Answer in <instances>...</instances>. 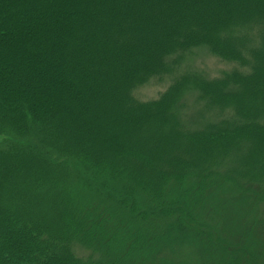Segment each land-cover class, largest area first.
<instances>
[{"label": "trees", "instance_id": "1", "mask_svg": "<svg viewBox=\"0 0 264 264\" xmlns=\"http://www.w3.org/2000/svg\"><path fill=\"white\" fill-rule=\"evenodd\" d=\"M150 1L142 3L148 5ZM172 1L167 9L169 14L183 2L187 15L190 6L200 4L199 0ZM247 5L248 0L244 3ZM217 7L194 8L196 15L189 21L181 18L175 27L163 25L160 28L154 10L150 15L144 14L127 5V0H0V264H109L104 261L108 257L135 253L137 249H108L114 246L112 241L116 247L125 242L114 232L118 227H110L109 233L104 231L109 227L106 218L111 213L100 208L103 202H110L112 207L115 204L118 213L128 212L136 218L135 215L142 217L143 213L131 208L135 206L131 203L152 197L160 203L162 213L159 214L169 216L170 224H176L173 228L195 230L205 208L204 205L197 216L201 195L212 185L216 186L217 181L212 178L219 173V158H215L219 149H230L233 143L244 142L241 134H246L250 136L251 147L255 148L252 152L264 154V119L260 120L264 116V91L261 94L251 88L246 92L245 101L252 103L246 108L241 106V113L246 114L251 105L250 109L263 105L254 110L253 115L242 116L249 119L246 128H234L230 124L223 127V121L219 125H210V122L201 125L202 112L198 110L189 120L196 128L185 132L180 125L171 127L172 131L162 134L159 141L148 147L153 154L151 158H159L157 160L181 153L183 146L190 148V153L195 152V159L189 162V165L195 163L197 169L191 182L181 183L163 171L147 176L155 179L152 186L145 174L139 175L128 168L131 162L127 159L141 155L135 149L131 151L134 144L138 149V143L127 142L143 131L157 133L161 127L153 128L159 124L154 123L156 117L161 118L163 124L169 123L165 113L171 108L166 107L182 97L178 88H171L174 100L162 97L156 110L146 113L144 109L140 113L143 104L135 101L134 92L152 73H164L168 58L174 56L178 48L186 50L203 43L225 58H240L242 67L251 68L252 75L237 77L256 87H264L263 38L256 49L247 48L244 55L243 44L238 43L239 48L232 46L209 28L192 29L198 22L204 27L203 21L209 26L212 20L220 18ZM247 7L242 9L245 16L252 13ZM253 13L259 19L255 20L253 14L249 18L263 25L262 9ZM185 26L190 30L181 35ZM211 34L215 35L211 37ZM115 41H120L121 45H116ZM142 50L150 54H142ZM197 88L204 96L202 100H206L209 95L219 93V81ZM240 92H235L237 99L241 97ZM237 99L234 98V102ZM100 132L105 133L103 137L98 135ZM189 137L193 138L190 140L192 148ZM101 140L108 148L106 154L95 149ZM104 157L114 160L108 166ZM223 157L225 163L227 160ZM117 160L123 161L121 168ZM210 164L218 168L209 167ZM227 169L231 167L225 166L224 175ZM185 172L189 177L188 171ZM244 172L233 168V180L246 176ZM78 178L89 186L80 187ZM29 179L32 185L27 186L35 197L32 203L24 198L25 181ZM252 185H247L236 200L257 195L262 199L264 189ZM227 203L234 206L235 198H229ZM260 227L261 223H246L243 234L233 243L219 238L216 231L213 237L205 235L202 242L208 251L207 263L251 264L253 251L248 237L252 229L254 233L261 231ZM205 229L210 231V228ZM127 230L132 234L138 232L135 227L126 226ZM78 239L91 250L104 249V263L77 258L71 245ZM138 239L141 241V237ZM235 245L250 249H235Z\"/></svg>", "mask_w": 264, "mask_h": 264}, {"label": "rangeland", "instance_id": "2", "mask_svg": "<svg viewBox=\"0 0 264 264\" xmlns=\"http://www.w3.org/2000/svg\"><path fill=\"white\" fill-rule=\"evenodd\" d=\"M142 1L143 0H127V5H131L133 9L142 11L147 15H150L154 10L159 19L160 28L163 25L167 28L170 26L175 27L181 18H187L189 21L191 17L196 15L193 10L194 8L202 7L205 10H208L210 6H218L217 10H219V15H221L220 18L212 20L209 23V26L206 21H203L204 23H202L204 24V27L198 22L192 29L197 31V28L200 30L201 28H203V30L209 28V31L219 33V39H226L230 42L229 44H232V46L239 48L240 46H238V43L243 44L242 48L244 49L241 50V52L244 55H246L247 48L250 49L251 47H255L260 39H264V24L261 25L257 23V21L255 23V20L259 19V16L256 17L253 13V11L261 8L262 18L264 19V0H248L247 6L250 8L244 6V3L247 0H219V3H216L215 0H199V5L196 2V4L189 7V15L183 11L187 8L185 2L181 5L177 3L179 7H174L173 12H171L172 14H169L167 13V9L168 6H170L169 3H174L172 0H165L168 3H162L161 0H151L148 5H145ZM258 1H261V3L257 6L256 3ZM245 7L252 11L249 16H252L253 14L252 17H254L255 20L250 19L249 16H245L246 14L242 10ZM189 26L191 28V25ZM190 28L185 26V30L180 31L181 35L188 33ZM140 29H143V27H140ZM134 35H137V32H134ZM214 35L215 34H211V37ZM115 43L118 46L121 45L120 41H115ZM228 46L231 47V45ZM143 47L145 46L143 45ZM141 52L142 54L146 53V55L150 54L149 51L146 50H142ZM176 52L177 53H175L174 56L172 54L170 55L171 57L168 58L169 65L164 70V73L160 75L158 73H152L150 78L148 77L147 81L134 92L135 101L143 104L139 108L140 113H142L141 110L144 109H146V113H148L152 109H157L158 104H161L159 102L162 97H169L170 100H174L170 93L171 91L169 90L171 88H178L179 91H177L181 92L182 95L181 98H178L180 101L177 102L174 100L175 104H173L174 101L171 103L169 102L171 105L166 108L171 109H168V112L165 113L168 122L173 123V126H170L169 123L163 124L161 118L158 119L157 116L154 123L159 124L153 127L154 129L161 127L157 133L153 131H143L141 134L135 136V138H131L127 142L132 143V145L138 143V149L136 144H134L131 151L135 149V151H137L142 157L137 156L128 158L127 160L131 162V164L128 165V168L131 171L135 170L139 175L145 174V177H147L150 176V174L154 173V175H156L165 171L169 172V175L171 174L172 178L183 183L186 180L191 182L194 179L193 177L196 176L194 175L197 170L194 166L195 163L189 165V162L195 159V152L190 153L189 151L191 149L189 148V150H187L186 147L183 146L182 149L184 150L181 153H174L172 156L170 154L167 155L166 158L157 160L159 158H151V155L153 154L148 150V147H152V145L155 144L154 142L159 141L162 134L167 133V131H172L170 129L171 127L180 125L185 132H187L188 129L196 128L189 124V120L193 115L197 114L196 112H198V110L202 112L199 117L201 125L205 122H210V125H219V122L223 121L225 122L223 127L230 124L234 128H246L245 125L248 123L247 121H249V119H245L246 116L242 118V116L253 115V113L256 112L254 110H258L260 105H263V103L259 104L255 102L254 104H259L257 105L258 107L250 109L251 105L246 114H242L241 106L246 108L252 103L245 101L246 92H249L252 88L254 90L257 89V91L259 90V93H261V91H264V87H256V85L249 84L240 77H237V75H252L250 74L251 68L242 67L239 57V60L225 58L209 50V48L203 43L194 45L192 48L190 47L186 50L178 48ZM175 60L177 61L172 63ZM214 81H219V93L215 96L209 95L212 101L209 100V97H207L206 100H202L201 96H203V94L197 86H208ZM237 91L242 92H240L241 97L238 99L235 96V92ZM173 93L176 94L177 92L173 91ZM234 98L237 99L236 102H234ZM129 109L131 108L129 107ZM126 110L128 111V108ZM261 119H264V116L260 117V120ZM262 123H264V121H262ZM104 134V132H100L98 135L103 137ZM236 134L240 133L236 132ZM241 135L244 142L237 141L232 144L230 149L227 147L219 149V152L217 153L218 157H215L219 158V173L217 176H214L215 178H212L217 181L215 182L216 186L212 185L201 195L200 201L202 202L201 206L199 208L197 207V216L203 210L204 205L205 208L199 219L201 223H197L195 230L183 229L179 226L173 228L176 224H170V221L172 220L169 219V216L159 214L162 213V210L159 207L160 203L153 201L152 197L147 201L141 200L139 203H131L135 204V206H130L131 208H134L136 211L140 210L143 213L142 217L135 215L136 218L128 215V212H126L125 215L122 211L118 213L115 204L112 207L108 204L110 202H103L104 204L102 203L100 208L111 213L110 217L106 218V223H109L106 225L109 227H106V230L104 231L109 233L107 231L110 227L115 226L116 229L118 227V230L114 232L117 235L119 234V237L123 238L125 242L123 246L116 247V243L112 241L110 243L115 247L109 246L108 249H137V251L135 250V253L125 257L111 256L105 259L102 254L105 253L104 249L97 248V251L91 250L89 246H86L83 241L78 239L77 242L75 241L71 245L73 254L81 260L93 259L97 262H103L105 259L104 261L109 264H208L206 261L208 251L207 249H204L202 242V240L205 239V235L211 234L213 237L215 236L216 231L219 234V238L233 243V241L237 240L243 234L246 223L253 225H259L261 223L260 229L262 231V229H264V196H262V199L257 195L255 198H244L241 201L236 200V196L241 192H244L247 185L251 187L253 186L252 184H254L258 188L264 189V154L253 153L252 150L254 149L255 152V148L251 147L252 143L250 136L246 134ZM221 136L223 135L221 134ZM189 138H191L189 139V144L192 148L194 146L190 140L193 138ZM87 145L95 144H86V146ZM113 148L114 147L111 146V151ZM95 149H97V151H102L105 154L108 152V148L103 140L97 143ZM230 151L231 154H229ZM227 154L229 155L227 156ZM223 156H225V159L227 160L225 163L222 162L224 159ZM113 160V157H104V162H106L107 165ZM117 162L118 168H121L123 161L117 160ZM201 162H203L202 165L205 168V160L203 159ZM214 165L215 164H210L209 167L214 169L218 168L217 166L214 167ZM225 166H230L231 169H227L228 172L224 175L225 172H223V170ZM233 168L245 171L244 173H246V176L237 177L236 180H233ZM185 170L188 171L189 177L185 176V173H187ZM182 177L185 179H182ZM147 179L151 185L154 183L152 181L155 180L153 177H147ZM30 180L31 179L25 181L24 198L26 202L32 203L35 200V197L32 190L27 186L32 185ZM78 180L80 182V187L87 188L89 186V184H86L83 180L79 178ZM87 193H85V195H87ZM17 198L19 199V197ZM229 198H235L236 204L234 206L227 203ZM205 211H208L209 214L206 215ZM49 219H51V217H49ZM202 223H204V226ZM121 224H125V226H122ZM126 226L130 228L135 227V232L138 231L135 233L137 237L135 234H132L130 230L125 231ZM160 228L164 230L161 231ZM205 228H210L211 232ZM261 231H256V233H254L252 229L248 237L249 244L253 251V257L249 259L251 264H264V230ZM150 235L161 238L155 239L150 237ZM139 237H141V241L138 239ZM104 243L107 244L108 239L104 241ZM135 243H137V245H135ZM235 247V249H250L248 246L243 247L241 245H235ZM233 256H235V254H233Z\"/></svg>", "mask_w": 264, "mask_h": 264}]
</instances>
